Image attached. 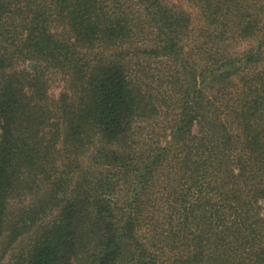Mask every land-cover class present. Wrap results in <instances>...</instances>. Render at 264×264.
Wrapping results in <instances>:
<instances>
[{"label":"trees","instance_id":"16d2710c","mask_svg":"<svg viewBox=\"0 0 264 264\" xmlns=\"http://www.w3.org/2000/svg\"><path fill=\"white\" fill-rule=\"evenodd\" d=\"M263 200L264 0H0V264H264Z\"/></svg>","mask_w":264,"mask_h":264},{"label":"rangeland","instance_id":"374dc122","mask_svg":"<svg viewBox=\"0 0 264 264\" xmlns=\"http://www.w3.org/2000/svg\"><path fill=\"white\" fill-rule=\"evenodd\" d=\"M244 49V48H242ZM63 82H61L60 80H57L55 81L52 85H51V88L49 90V94L53 97V98H58L59 95H60V92L62 91V87H63ZM45 200L47 203H49V201L47 200V198L45 197ZM47 203H45L44 205H46ZM33 204L32 201L30 200H25L24 197H20V198H17L13 201V209H12V212L14 214H17L16 216L20 214H22L23 210H27V208L31 207ZM262 204V208H263V213H264V200L261 202ZM50 205V203H49ZM39 206L41 207L42 206V203L39 204ZM44 212V211H42ZM47 213H43L42 215H40L39 217L41 218V220L45 221L48 218V216H50V214H53L54 211H51L50 208H48V210H46ZM37 225H34V228L33 230L36 228ZM21 239V238H20ZM23 241H21V243H19V245L16 246L15 250L11 251L10 254L8 255V257L6 258L5 261H3L2 263L3 264H7L10 260H11V255L13 256V254H17L18 253V250L19 248L23 245ZM22 244V245H21ZM12 249V248H11ZM11 249H9L8 251H10ZM17 251V252H16Z\"/></svg>","mask_w":264,"mask_h":264}]
</instances>
